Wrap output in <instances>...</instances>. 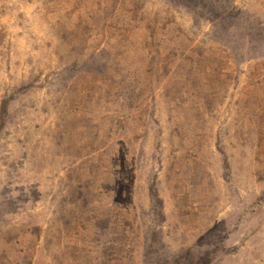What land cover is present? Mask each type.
<instances>
[{
	"label": "rangeland",
	"instance_id": "obj_1",
	"mask_svg": "<svg viewBox=\"0 0 264 264\" xmlns=\"http://www.w3.org/2000/svg\"><path fill=\"white\" fill-rule=\"evenodd\" d=\"M209 1L0 0V264H264V0Z\"/></svg>",
	"mask_w": 264,
	"mask_h": 264
},
{
	"label": "trees",
	"instance_id": "obj_2",
	"mask_svg": "<svg viewBox=\"0 0 264 264\" xmlns=\"http://www.w3.org/2000/svg\"><path fill=\"white\" fill-rule=\"evenodd\" d=\"M179 1H182L181 3H184V4L185 3L192 4V5H194V7H198L197 5H201V4H202V7H206V5H208L209 3H211L209 0H205V2H204V0H179ZM207 1H208V3H207ZM217 8H220V10H223L222 12L219 13L220 16H223V15L224 16H228L229 13L231 12V10L233 9L232 7L231 8L224 7V6L222 7L221 5H219V7H217ZM7 103H8V99H5L3 101V103H2V106H1L2 115L7 111Z\"/></svg>",
	"mask_w": 264,
	"mask_h": 264
}]
</instances>
